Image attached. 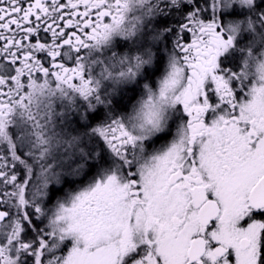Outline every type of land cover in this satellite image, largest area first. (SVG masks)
Masks as SVG:
<instances>
[{
    "label": "snow or ice",
    "instance_id": "1",
    "mask_svg": "<svg viewBox=\"0 0 264 264\" xmlns=\"http://www.w3.org/2000/svg\"><path fill=\"white\" fill-rule=\"evenodd\" d=\"M0 264H264V0H0Z\"/></svg>",
    "mask_w": 264,
    "mask_h": 264
}]
</instances>
